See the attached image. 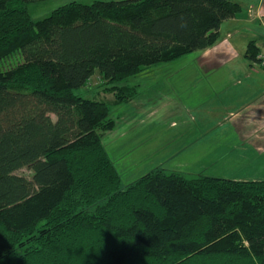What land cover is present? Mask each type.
<instances>
[{"label":"trees","instance_id":"16d2710c","mask_svg":"<svg viewBox=\"0 0 264 264\" xmlns=\"http://www.w3.org/2000/svg\"><path fill=\"white\" fill-rule=\"evenodd\" d=\"M38 1L0 0V262L264 264V181L157 167L124 182L102 140L111 105L74 93L95 71L129 84L213 46L239 4L71 2L34 20ZM259 53L248 44L264 71Z\"/></svg>","mask_w":264,"mask_h":264},{"label":"rangeland","instance_id":"374dc122","mask_svg":"<svg viewBox=\"0 0 264 264\" xmlns=\"http://www.w3.org/2000/svg\"><path fill=\"white\" fill-rule=\"evenodd\" d=\"M95 1L119 0H45L28 4V11L32 19L39 20L48 16L56 8L71 2L91 4ZM238 4L242 9V14L258 11L262 17L264 16V0H239ZM263 22L264 19H257L256 27L249 31L254 39L263 34ZM262 67H264V62H262ZM179 68L188 69L184 62L181 65H162L147 71L144 70L138 76L131 78L129 84L135 86L137 91L133 92L135 93L134 97H128L121 104H117L115 100L126 91L124 87L129 84L123 82L116 85L111 84L97 71L93 73L83 88L74 91L76 95L83 98L105 101L111 105V118L114 120V127L102 136V140L112 161L120 169L123 181L126 182L129 170L137 171L138 176L131 179L135 180L157 167L168 171H177L188 177L202 174L236 181H264V71H260L258 66L255 67L256 70L248 79L239 82L228 90L236 89L241 93H247L253 88L252 92L260 93L251 98L253 100L250 101V106H247L244 111L242 106L248 102L233 110L236 113L242 111L244 114L251 111V117L257 119L255 125L248 123L244 131L247 135L246 139L249 142H255L256 149L254 155L252 154L253 160L251 161V157L246 153L240 162H216L212 164V168H207V165L211 163L207 160L209 158L203 155L207 153L208 146L206 144L193 147L186 146L184 134L191 131H182L179 127L178 129L170 127V123H165L164 117L159 118L157 108L151 109L147 106V104H151L146 99V93H153L154 95L157 93H182L183 101H187L188 94L186 93H190L192 89V86H189L190 76L175 74V70ZM151 99L153 102L158 99V96H155L154 100ZM152 118L153 120H151ZM160 119H163V122H160ZM234 119L236 120V118ZM150 121H154L156 127L161 126L158 123L167 125V129L164 131L166 138L169 139L167 144H164L162 140L158 142L156 137L146 139V134L151 132L149 125L146 127V122ZM181 124L177 123V126ZM193 132L195 133L193 138H200L197 130ZM218 132H220L219 129L215 131L216 134ZM175 137V145L171 146ZM204 138H206V132L202 141L201 139L199 141H206ZM225 148L227 147L225 146ZM21 173L29 174L26 170ZM124 182L123 185H125ZM17 254L18 251L9 258L10 264L15 263ZM0 264H4V262L2 261Z\"/></svg>","mask_w":264,"mask_h":264},{"label":"crops","instance_id":"0c3cea01","mask_svg":"<svg viewBox=\"0 0 264 264\" xmlns=\"http://www.w3.org/2000/svg\"><path fill=\"white\" fill-rule=\"evenodd\" d=\"M234 1L238 3L239 0ZM257 19H264L258 11L240 13L220 25L218 40L213 46L172 63L181 65L184 62L188 68L175 70V74L179 76H190L189 86H192V89L190 93H186V102L181 97L182 93H146V99L151 104L147 106L151 109L157 108L159 118L164 117L165 123H170L172 128L179 127L182 131H191L184 134L186 146H208L207 153L203 155L207 156L211 163L207 168H212V164L216 162H240L246 153L251 157V161L254 158L252 154L254 155L256 149L255 142H249L244 131L248 123L255 125L257 119L251 117V111L244 114L242 111L236 113L233 110L248 102L242 106L244 111L250 106V101L253 100L251 98L260 93L252 92L253 88L247 93L236 89L228 90L248 79L256 70L255 67L258 66L259 70L263 71L246 55L248 44L253 42L259 49V58L264 61V22L263 34L259 38L254 39L249 33L256 27ZM155 96H158V99L152 102L151 98L154 100ZM153 122H146V127L149 125L151 130L150 135L154 133L153 137H156L158 142H169L164 133L167 125L158 123L161 126L156 127ZM160 122H163V119H160ZM177 123L182 124L177 126ZM218 129L220 132L216 134ZM194 130L199 132L200 138H193ZM205 132L206 141L201 142ZM175 141L176 137L173 138L174 144Z\"/></svg>","mask_w":264,"mask_h":264}]
</instances>
